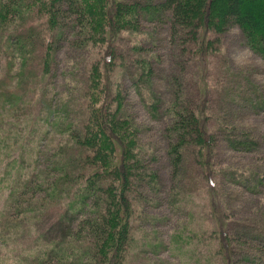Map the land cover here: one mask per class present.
Instances as JSON below:
<instances>
[{
	"label": "trees",
	"instance_id": "1",
	"mask_svg": "<svg viewBox=\"0 0 264 264\" xmlns=\"http://www.w3.org/2000/svg\"><path fill=\"white\" fill-rule=\"evenodd\" d=\"M250 1L144 0L135 3L131 0H117L114 3L113 0H0V62L5 57L10 58V62L17 60L20 67L16 88L23 81L22 90L15 88L14 98L9 102L13 105L10 107L29 117L34 129L39 123L45 124V128H41L39 132L42 138L49 133L50 127H54L72 139V143H67L62 148L63 152L52 162L56 170L61 166L62 180L52 182L51 186L40 185L45 192L43 197H46L50 207L47 211L48 219L54 220L45 236L53 243L48 249L56 259H64L65 249H68L65 255L73 260L82 257L87 264H145L143 252L150 251L158 255L163 247L171 251L177 245L183 248L180 245L186 242L194 243L190 252L192 258L195 256V264L198 258L204 264H219L218 256L223 257L226 264H237L235 255L238 248L234 243L231 245L236 234L230 228L232 218L227 217L228 211L220 197L224 185L221 179L242 185L254 195H264V171L260 172L262 168H258L261 164L238 166L220 164L219 160L213 162L208 151L211 147L202 143L206 140L210 145H215L221 137L232 149L258 151L261 146L260 138L252 135L253 129L250 126L238 121L232 126L219 125L216 129H210L211 124L223 122V116L220 117L217 110L209 107L206 102L208 88L203 90L199 82V89L196 88L199 95H195L194 99L189 96V100L185 102L182 100L186 94L181 92L182 85L179 83L180 87L172 89L174 82L175 85L178 82V74L175 75L170 70L168 78H165L166 92L162 89L161 92L154 93L151 91V81L155 74L152 62L145 61L138 65L134 60H128L132 52L120 51L117 64L106 68L113 56V49L110 47L113 43L110 45L111 39L106 40V32L109 31L106 29V22L115 18L117 29L130 25L138 35L142 31L144 33L140 24L144 16L170 14L174 27L171 36L177 41L181 54H188L180 64L183 69L189 65L192 57L196 59L200 45L205 48V44H215L230 25H237L248 36L247 43L251 49L264 58V14L262 18L257 6ZM133 10L136 11L135 15ZM110 12H113L112 15ZM13 18L17 25L10 28L8 23ZM68 21L72 22L71 26L78 27L76 42L79 46L91 48L87 52L89 60L78 64L82 65L78 71L84 80H76L77 83L71 86L73 92L79 90L81 94V101L76 107H73L74 102L68 98L70 96L57 100L50 81L52 52L57 50ZM210 33L214 36L209 35ZM130 40L128 38V42ZM137 40V37H133L132 43L138 48ZM105 41L108 45L103 50ZM219 47L216 43V48L212 51ZM121 69L122 74L125 73L130 78H134L133 69H140L137 71L138 83L143 87V98L148 101L145 103L146 107L153 116L163 113L168 115L165 132L170 138L167 151L171 158L173 177L177 179L183 175L181 181L184 182L183 188L180 186L174 195L186 200L190 198L195 203L180 204L181 208H192L187 211V220L183 226L172 233V241L168 244L161 242L154 232L139 224L142 216L139 209L141 192L136 185L144 178L156 184L158 173L156 170H149L147 164L138 157V151L143 150L140 144V127L130 114L122 113L125 95L119 77ZM115 84L119 85L117 92L114 91ZM255 88L252 84L251 91L256 95L253 100L258 106L264 107L263 94H259ZM25 97L30 107H24L26 104L22 100ZM114 98L115 103L110 106ZM237 118L233 117L234 120H238ZM96 131L99 133L98 137ZM34 139L33 136L32 141ZM30 147L27 149L22 146L18 149L22 150L20 160L25 159L23 151ZM33 153L36 155L37 151ZM33 153L28 154L33 156ZM184 162H188L187 171L183 167ZM194 163L203 180L199 187V191L204 194L200 203L195 200V193H188L185 184L188 174L193 173L192 170L198 175ZM27 176L35 179L39 174L32 171ZM253 179L256 183H250ZM24 188L25 191L32 190L28 179ZM17 189L20 193L24 192L21 187ZM86 208L88 211L83 214ZM258 209L260 217L245 221L256 224L264 222V197L260 198ZM207 215L211 216L209 222ZM146 218L147 214L144 220ZM77 219L78 223L74 225ZM196 219L201 220L199 226H196ZM207 225L211 229L204 231ZM42 228L43 225L40 228L41 238L44 236ZM57 229L62 232L58 240L52 237V232ZM139 229L141 234L136 237ZM207 232L209 237L204 241L202 237ZM216 244L218 249L213 253L210 248ZM142 246L143 251H134ZM147 264L150 263L147 261Z\"/></svg>",
	"mask_w": 264,
	"mask_h": 264
},
{
	"label": "rangeland",
	"instance_id": "2",
	"mask_svg": "<svg viewBox=\"0 0 264 264\" xmlns=\"http://www.w3.org/2000/svg\"><path fill=\"white\" fill-rule=\"evenodd\" d=\"M113 1L114 3L117 2V0ZM131 1L137 3V1L144 0ZM152 1L157 2L159 0ZM250 2L257 6L256 9L263 18L264 0H251ZM83 7L79 8L82 9ZM112 13L110 12V15ZM132 13L135 15L136 11L133 10ZM114 19L110 18L106 22V29H109L108 33L106 32V40L111 39L110 45L111 42L113 43V46H110L113 49L112 62L106 68L112 67L114 63L117 64V56H119L120 51L132 52L128 60H134L138 65L145 61L152 62L155 74L153 81H151L153 87L151 91L154 93L161 92L162 89L166 92L165 78H168L171 71L179 76L177 77L178 82L176 85L174 82L172 89L175 90V87H180V83L182 85L181 92L184 91L187 94L183 95L182 100L185 102L189 100V96L194 99L195 95H199L196 90V88L199 89V84L203 90L208 88L206 95L208 100L206 102L209 107L212 106L214 110H217L220 117L223 116L221 120L224 122L217 121L214 125L209 126L210 129H216L219 125L232 126L238 121L250 126L253 129L252 135L255 138H260L261 141L258 151H248L230 148L221 137H219L221 140L215 145H210L205 140L202 144L207 143L205 146L211 147L208 148V151L214 159L213 162L219 160L220 164L238 166H259L261 164L258 168H262L260 172L264 171V107L257 105V102L253 100L256 99V95L251 91L252 84H254L256 91L263 94L264 98V58L248 45V36L237 25H230L221 38L217 40L216 43L220 47L216 51H212L216 48V43L205 44L206 49L200 45L196 59L192 57L189 65L183 69L180 64L183 57L188 54H181L177 41L171 36L174 27L170 14L144 16L140 20L144 33L142 31L138 35L134 27L130 25L117 29ZM14 21H16L14 18L9 21L10 28L17 25ZM67 23L68 25L64 26L62 31L63 36L59 40L57 50L54 49L52 52L50 81L54 86L55 97H58L56 99L70 96L68 98L74 102L75 106L73 107H76L81 101V94L79 90L73 92L71 86L81 78L84 80L78 71L82 65L78 64L89 60L87 52L91 48L79 46V43L76 42L78 27L71 26V21ZM209 35L214 36L211 33ZM133 37L138 39L136 43L138 48L133 46ZM128 38L131 39L130 42H128ZM107 41L102 46L103 50L108 45ZM141 45L144 46L141 48ZM19 67L20 63L17 60L10 62L8 57L0 62V264H87L82 257L73 260L65 255L68 249H65L64 259H56L48 249V246L53 245V243L46 239L45 234L54 220L48 219L49 213L47 211L50 210V207L46 197H43L45 192L40 185L51 186L52 182L62 180L60 179L61 166L56 170L52 166V162L54 163L53 159L63 152L62 148L67 143H72V139L54 127H50L49 133L42 138L39 136V132L41 128H45V124L39 123L34 129L30 124L29 117L23 116L20 114L21 112L12 109V106L10 107L13 105L9 102L14 98L13 92H15L19 78ZM122 69L119 75L125 95L122 113L130 114V117L140 127V144L143 146V150L138 151V157L144 164H147L149 170L153 169L158 173L156 184L150 179L144 178L136 185L141 192L139 209H141L142 216L139 218V224L141 227H146L154 232L161 242L168 244L172 241V233L183 226L187 220V211L192 208V206H189V209L181 208L180 204L188 205L194 201L190 198L186 200L174 195L180 186L183 188L184 182L181 181L183 175L177 179L173 177L171 158L167 151L170 138L165 132L168 115L163 113L153 116L146 107L145 103L148 101L144 99L145 97L143 98V94H141L143 87H140L142 85L138 83L137 71L140 69L137 71L133 69L134 78H130L125 73L122 74ZM133 79L137 81L134 82ZM22 85L23 81L16 89L22 90ZM118 89L119 85L115 84L114 91L117 92ZM39 94L40 92L37 95ZM19 95L21 96L20 92ZM164 100L166 101L165 97ZM22 101L26 104L24 107H30L26 97ZM114 101L115 98L111 100L109 105L111 106V103L114 105ZM203 105L205 106V104ZM110 109L115 110L113 107ZM234 116L238 117V120H234ZM96 134L98 137L97 131ZM33 136L35 137L34 141H32ZM36 144L37 146H35ZM31 145L34 147H30ZM22 146L27 147V149L30 147V149L23 151L25 159L20 160L22 150L18 149ZM96 146L98 147V143ZM33 151H37V154L34 155ZM28 153H33L34 157ZM187 163H183L185 171L189 170ZM194 165L198 173L199 168L196 163ZM32 171L37 172L39 176L35 179L27 176ZM192 172L194 176L191 172L187 173L188 179L185 184L188 193H195V200L200 203L204 196L199 191L203 180L199 177V173L197 175L193 170ZM27 179L32 190L25 191L24 183ZM221 181L224 184V191L221 189L220 197L226 206L225 210L228 211L227 217L230 218L231 216L232 218L230 228L236 234L235 237L233 236V242H231V245L234 243L238 248L235 263L264 264V222L256 224L245 221V219L260 217L257 213L259 210L258 203L264 195L262 193L254 195L242 185H235L223 179ZM251 182L256 183V180L253 179ZM18 187H21L24 192L20 193ZM19 199L22 201L20 202ZM87 211L88 208L83 214ZM145 213L147 214L146 220H144ZM149 217H151L150 220H148ZM210 217L207 215V222H209ZM200 221V219L195 220L196 226L200 225ZM77 223L78 219L74 221V225ZM42 225L44 236L41 238L40 228ZM206 229L209 231L211 228L207 225L204 231ZM140 230L136 231V237L141 234ZM61 236V229L52 232V237L56 240ZM208 237L207 232L202 239L205 241ZM180 246L184 247L180 248L177 245L176 249L171 251L163 247L158 255H155L154 252L150 253V251L143 252L145 264L147 261L150 264H195V256L192 258L190 252L194 243L185 242L184 245ZM140 249L143 251V246L134 251ZM210 249L211 252H216L218 244ZM196 261V264H201V262L204 264L201 258L196 259ZM218 263L226 264V261L223 257L218 256Z\"/></svg>",
	"mask_w": 264,
	"mask_h": 264
}]
</instances>
